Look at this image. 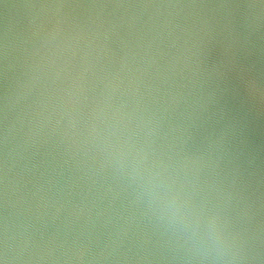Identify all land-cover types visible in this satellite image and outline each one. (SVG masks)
Instances as JSON below:
<instances>
[{"label": "water", "instance_id": "water-1", "mask_svg": "<svg viewBox=\"0 0 264 264\" xmlns=\"http://www.w3.org/2000/svg\"><path fill=\"white\" fill-rule=\"evenodd\" d=\"M256 2L0 0V232L7 216L16 251L29 241L17 264H80L74 254L84 246L108 256H88L85 264H184L134 203L130 188L100 170L90 155L75 148L69 152L57 136L45 134L47 127L37 134L35 122L42 119L37 113L52 111L51 105L43 107L49 98L58 104L66 89L76 91L82 128L111 88L113 105L161 115L178 143L191 132V149L208 158L203 178L238 194L234 216L250 209L242 222L264 259V103L248 96L229 63L235 52L241 64L255 65L253 74L264 83V11L184 6ZM93 3L136 6L55 7ZM57 21L63 47L53 46L55 55H46L44 71L30 90L17 89L28 66L39 62L33 33L48 32ZM77 77L82 91L73 88ZM57 207L61 211L53 221Z\"/></svg>", "mask_w": 264, "mask_h": 264}, {"label": "clouds", "instance_id": "clouds-1", "mask_svg": "<svg viewBox=\"0 0 264 264\" xmlns=\"http://www.w3.org/2000/svg\"><path fill=\"white\" fill-rule=\"evenodd\" d=\"M8 5H5L7 8ZM53 7V5H41ZM62 8V5H55ZM207 7L248 8L264 11V4H221ZM261 17H256L259 20ZM61 22L48 32L33 33L37 37L38 47L34 55L39 62L28 66L26 79L17 82L16 88L30 90L43 73L42 63L46 55H55V49L63 47L60 41ZM45 53L42 55L41 53ZM7 54L5 52V59ZM229 63L242 79L247 94L259 103H264V83L255 76V65H243L235 52L231 53ZM7 83L8 69L4 70ZM224 76V73H220ZM81 77L74 81L73 88L82 91ZM111 88V82L105 86ZM111 91L97 101L96 108L88 114L81 124L78 94L73 89H66L59 97L58 104H52L51 98L43 103L51 113H37L42 119L35 122L38 133L57 136L68 151L75 148L91 157L100 170H107L132 190L134 203L143 209V214L153 222L167 237L169 249L174 258L184 264H264V259L255 252L254 237L244 225L243 218L250 209L234 216L231 211L232 201L236 195L225 191L217 185H209L203 177L208 168V158L203 151H193L191 132L179 143L175 137L170 138L164 127L161 115L148 109L136 108L125 111V105L111 103ZM103 95V94H102ZM215 97V93L211 94ZM10 95L6 87L4 95L5 119ZM53 115L57 118L53 121ZM8 136L5 129L4 142ZM216 194L213 195L212 193ZM61 209L57 207L52 214L53 221L59 218ZM10 225L5 216L0 232V264H17L28 250L29 241L19 250L13 247ZM107 247V246H106ZM88 256L92 259H108L104 250L93 253L90 247L74 254L80 264H85ZM41 260L45 259L42 255Z\"/></svg>", "mask_w": 264, "mask_h": 264}, {"label": "snow or ice", "instance_id": "snow-or-ice-1", "mask_svg": "<svg viewBox=\"0 0 264 264\" xmlns=\"http://www.w3.org/2000/svg\"><path fill=\"white\" fill-rule=\"evenodd\" d=\"M251 4H264V0H258V2L256 3H251ZM64 7H92V8H103V7H133V6H136V5H133V4H126V3H114L112 5H108V4H100V3H93V4H87V5H84V4H60ZM47 6V5H45ZM144 7H149V6H156V5H152V4H144L142 5ZM169 6H173V5H169ZM175 6H179V5H175ZM184 6H189V7H192V6H198V7H207V6H210V5H207V4H199V5H194V4H189V5H184Z\"/></svg>", "mask_w": 264, "mask_h": 264}]
</instances>
